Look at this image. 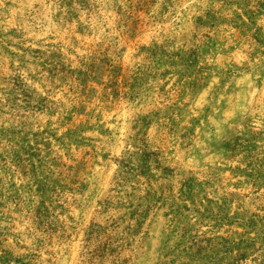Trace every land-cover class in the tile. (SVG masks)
Wrapping results in <instances>:
<instances>
[{
  "label": "rangeland",
  "instance_id": "1",
  "mask_svg": "<svg viewBox=\"0 0 264 264\" xmlns=\"http://www.w3.org/2000/svg\"><path fill=\"white\" fill-rule=\"evenodd\" d=\"M0 264H264V0H0Z\"/></svg>",
  "mask_w": 264,
  "mask_h": 264
}]
</instances>
